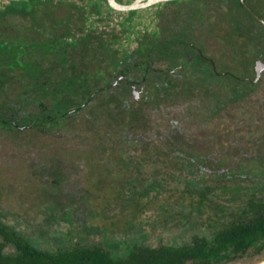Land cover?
Returning <instances> with one entry per match:
<instances>
[{"label":"rangeland","instance_id":"374dc122","mask_svg":"<svg viewBox=\"0 0 264 264\" xmlns=\"http://www.w3.org/2000/svg\"><path fill=\"white\" fill-rule=\"evenodd\" d=\"M8 3L0 0V7ZM201 4L203 11L194 0H175L116 12L101 0H28L37 7L38 27L32 24L36 28L30 32L39 42L29 54L14 38L29 30L30 20L11 15L8 21L19 35L6 47L11 58L0 62V120L6 119L0 121L3 222L43 250L73 244L181 245L264 194V67L253 88L238 86V96L222 82L194 96L184 90L182 96L166 93L150 101L142 94L123 107L113 99L119 97L115 91L107 98L97 95L120 75L137 81L126 70L128 60L143 52L141 44L175 27L190 30L217 72L253 79L255 59L244 56L248 44L233 30H249L252 23L233 0ZM53 7L71 11L69 21L61 12L52 13L50 18L58 15L65 24L49 27L45 16ZM53 30L61 43L74 45V60L60 58L57 73L44 79L57 87L56 94L44 89V95L59 105L54 103L52 122L37 121L41 129H31V120L40 116L34 96L22 97L19 75L27 61L37 60L44 69L50 57L39 58L40 43L50 40ZM69 75H85L88 89L74 85L67 91ZM41 101L50 105L49 99ZM67 107L69 115L58 118ZM20 116L28 119L26 131ZM261 262L264 250L233 264Z\"/></svg>","mask_w":264,"mask_h":264},{"label":"trees","instance_id":"16d2710c","mask_svg":"<svg viewBox=\"0 0 264 264\" xmlns=\"http://www.w3.org/2000/svg\"><path fill=\"white\" fill-rule=\"evenodd\" d=\"M101 1L107 5L106 0ZM118 1L129 4L134 0L127 3ZM244 2L258 17L264 19V0ZM23 3L24 0H16L6 6L13 7L12 15L19 16L18 7ZM233 6L242 13L244 20L252 23L249 24V30H241V26H234L233 30L244 44L249 45L244 56L255 59L264 47V26L252 17L239 0H233ZM4 15L5 12L0 11V17ZM190 34L189 29L172 28L156 41L141 44L143 52L139 57L128 60L126 70L137 77L138 84L144 85V97L150 101L163 99L166 93L154 91L156 82L170 89L167 94L171 97L184 95V90L188 92L186 96H194L197 91L206 93L205 90L214 82L228 84L232 89L229 93H234V96L241 92L238 89L240 85L247 88L255 86L247 78L239 79L226 71L217 72L203 58L201 49ZM259 45H262L260 49ZM80 76L75 79V87L83 91L87 89L86 77ZM100 76L104 81L105 77ZM99 94L102 95L101 92ZM263 250V193L249 198L239 212L218 221L212 230L194 235L189 242L181 245L132 242L124 248L108 249L98 245L73 244L55 250H43L0 219V264H233L237 260L260 255Z\"/></svg>","mask_w":264,"mask_h":264},{"label":"flooded vegetation","instance_id":"af4514ba","mask_svg":"<svg viewBox=\"0 0 264 264\" xmlns=\"http://www.w3.org/2000/svg\"><path fill=\"white\" fill-rule=\"evenodd\" d=\"M11 1H16V0H9V2H11ZM116 1L119 2L118 0H116ZM200 1L201 2L205 1V3L208 4V3H210V0H194V2L197 5V7H199V9H201V11H203V9H202L203 5L201 4ZM36 9H37L36 6L28 5V0H24V3L22 5H20V7H18L19 13H21L19 15L20 19H24V20H28V21L30 20V22L25 25V28H28V27H30V28H29L28 31L27 30L25 31L24 30L25 28L24 29L22 28V31L23 30L24 31L20 33L19 37H15L14 38L15 41H14L11 37L13 35L18 36L19 34H18V32H15L14 25L11 24V22L8 21L11 18L12 11L14 10V8L11 7V6H6V5L0 7V11L1 12H5V15L3 16L4 21H0V62L7 63V61L11 58L8 55V53H7L6 47L8 45L12 44L13 41L16 44H18V43H20V45L23 44L22 46L24 47V51H25L26 54L27 53L29 54L31 52L30 51L31 48H32V51L35 48H37L36 45H35V42H34V41L37 40V38L32 35V32H30V29L34 30L36 27H38V25H37L38 22H36L34 20V17L38 13L36 11ZM199 9H197V11ZM57 12L63 13V17H65V19H67V21H69L68 19L70 18L71 11H69L68 9L63 10L62 8L53 7L45 16V18L47 19L46 24L49 27H54L55 28V27H59L61 24H65V22H61L60 21L61 18L59 19L58 15L56 16L58 18H56L55 15L54 16L52 15V18H50V14L57 13ZM256 16L258 17V15H256ZM258 18H260V17H258ZM262 20H264V19H262ZM258 23H260V22H258ZM32 24H36L37 26L33 27ZM56 35H57L56 32L53 30L52 31V38L50 40H48V41L40 43V46H41V48H42V50L44 52H42V54L39 55V58L40 57L42 58L43 56L50 57V59L44 60V61H46V65H45L44 69L39 68V64H37V60L36 61H27V65L28 66H25V64H23V66L21 67L22 71H21V73L19 75L21 78H23V87H22V94L21 95H22V97L25 94H28V96H30V95L34 96V103H33L34 109L37 110V112H38L37 115L40 116L37 119L31 120V122H30L32 124L30 126L31 129L32 128L37 129V130L41 129L37 125V123H36L37 121H39V122H48V123L52 122L53 119H54L53 113H54V109H55L54 108L55 104L59 105L58 103H56V98L53 101V99L51 100V98L46 97L44 95L46 93L44 91L48 90V89H51L55 94H56V91H57V87H55L54 85H52L53 87H49V85L47 84L48 80L45 81L44 79L45 78L49 79V77H51V76H53L54 74L57 73V69L59 67V61H61L60 58H65L66 57V59H69L70 61L74 60V58L73 59L71 58L72 56H74V51H75L74 45L70 41L68 43H66V44L65 43H61L60 40H59V37H57ZM158 38H159V36L156 37V38H153L152 39L153 42L156 41V39H158ZM37 43H39V42H37ZM200 53L203 56V58L208 60L212 64V66H214V61L212 59L206 57L202 52H200ZM28 57H29V55H28ZM137 57H139V55H136V57H134V58H137ZM54 61H56V63H58L56 67H53V65H54L53 62ZM256 61H260V62L264 61V47L262 49V52H260L259 54L256 55L255 62ZM41 63H44V62H41ZM33 64L36 65V70H35ZM70 67L72 68V65ZM5 68L7 70L9 69L7 67V64H5ZM214 68H215V66H214ZM32 72H34V73H32ZM45 72H47L46 75H44ZM69 77L71 79H68L67 81H65L64 84L66 85L65 87L68 88L67 91L70 92V90L74 88V85H76V81H75V76L69 75ZM155 84H156L155 85L156 87L154 89L155 92H157V93H168V92H170V89H168L165 86H161L158 82H156ZM109 89H111V90H109ZM144 90H145V88H144L143 84H138L137 81H134V80H132L130 78H127L124 75H120L118 77V79L116 80V82L112 83V85L106 86L103 89V91H101V92H103L101 94L106 96V98H107V93L108 92H110V94L108 96H112L113 92H111V91L117 92V94H119V97L116 96V98H115L114 95L112 97H113V99L115 100V102H116V104L118 106H119V104H121L122 107H123V104H125V106L127 105V102H128L129 99H131L133 102H136L138 100L137 97L141 96L144 93ZM44 98L50 100V105L47 106V107H43V104H42L41 100H43ZM25 99H27V98H25ZM20 100H21V98H20ZM39 102H40V106L43 107L40 110L37 108V104ZM62 104L64 106L67 105L66 102H63ZM73 108H72V110H73ZM70 110L71 109H69V107H67L65 109V111H64L65 113H61L60 111L57 112V117H58V114H59L58 118H60V119L64 118L65 116L69 115L68 113L71 112ZM49 112H50V114H49ZM61 114H63L62 117H60ZM19 115H20V113H19ZM27 120L28 119H26V120L23 119V116H20V121H22V123H23L22 127L24 128L25 131L29 128V125H28L29 122ZM0 121L2 123H5L6 119L1 118Z\"/></svg>","mask_w":264,"mask_h":264},{"label":"water","instance_id":"95a60500","mask_svg":"<svg viewBox=\"0 0 264 264\" xmlns=\"http://www.w3.org/2000/svg\"><path fill=\"white\" fill-rule=\"evenodd\" d=\"M171 1H175V0H134L129 4H122L117 2L116 0H106L108 6L116 11V12H127V11H133V10H139V9H145L148 7H151L155 4L158 3H164V2H171ZM239 3L249 12L252 14V16L261 24L264 25V20L258 18L245 4L244 0H239ZM264 64L261 63L260 61H256L254 64V78L253 79H249V81L251 83H256L259 75H260V71L263 69Z\"/></svg>","mask_w":264,"mask_h":264}]
</instances>
